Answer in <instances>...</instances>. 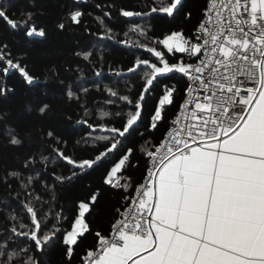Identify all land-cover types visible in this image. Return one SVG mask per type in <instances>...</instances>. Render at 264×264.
I'll list each match as a JSON object with an SVG mask.
<instances>
[{"label": "snow or ice", "instance_id": "1", "mask_svg": "<svg viewBox=\"0 0 264 264\" xmlns=\"http://www.w3.org/2000/svg\"><path fill=\"white\" fill-rule=\"evenodd\" d=\"M148 7V12L119 9L118 14L175 19L184 3L153 0ZM25 15L20 23L28 26L26 34L44 37L43 29L28 24L32 14ZM83 15L72 11L70 21L81 24ZM201 17L191 34L170 29L161 39H152L147 28L135 24L130 31L148 41L138 39L137 44L155 58L138 57L128 67V73H143L140 88L133 92L129 86V94L106 89L124 104L114 112H101V118L113 119L99 125L108 135L94 137L104 141L93 149L99 154L74 158L57 150L62 162L57 166L71 169L70 176L56 177L61 183L106 166L103 183L119 192L122 201L108 232L94 231L88 219L98 191L75 205L66 228L65 215L53 214L51 204L44 211L48 202L22 185L30 198L24 205L26 216L3 238L0 264H41L36 253L59 242L66 264L75 257L79 264H264V0H206ZM0 19L18 27L2 8ZM58 27L64 29L65 24ZM3 48L7 45H0V61L10 55ZM77 55L87 60L92 53ZM6 64L4 72L17 69L33 83L34 77L19 63L6 59ZM157 87L162 92L150 124H145V94ZM181 91L183 100L165 133L159 140L149 139L145 132L150 136L165 121V106H175ZM7 92L0 88V94ZM66 95L79 99L72 90ZM135 138L147 146L141 152L145 176L133 185L128 170L136 167L131 161L134 150L127 142ZM10 142L21 143L15 136ZM42 162L47 163L46 158ZM89 235L94 243L81 251ZM16 237L27 242L12 248L7 241Z\"/></svg>", "mask_w": 264, "mask_h": 264}, {"label": "trees", "instance_id": "2", "mask_svg": "<svg viewBox=\"0 0 264 264\" xmlns=\"http://www.w3.org/2000/svg\"><path fill=\"white\" fill-rule=\"evenodd\" d=\"M152 3L153 0H1L0 8L18 25L13 28L6 20L0 19V45H7L2 50L10 53L6 59L19 63L34 81L29 84L17 69L9 68L4 72L7 64L0 61V88L8 89L7 94H0V244L4 243V237L11 236L10 229L18 227L26 216L24 205L30 198H26L22 185L48 202L43 205L44 211H48L51 204L53 214L65 215L66 228L72 220L75 205L98 191V199L92 205L88 219L94 231L108 232L115 209L122 201L119 192L103 183L106 166L61 183L56 177L70 176L71 169L57 166L62 163L57 150L74 158L99 154L93 149L104 141H97L94 137L108 135L99 125L113 119L111 115L101 118L100 114L114 112L124 104L111 97L106 89L129 94V86L133 92L140 88L143 73L140 69L136 74L128 73V67L138 57L155 58L137 44L138 39L142 43L148 41L130 29L135 24L143 25L152 39L163 38L170 29H182L191 34L202 18L206 0H183L184 8L175 19L156 14L125 18L118 14L119 9L148 12ZM77 10L84 13L81 24L70 21V12ZM189 12L190 19L186 18ZM26 13L32 14L28 24L37 30L43 29L44 37L26 34L28 26L20 23L26 19ZM61 23L65 24L64 29L58 27ZM107 29H111V33ZM78 52H91L92 55L86 60L83 55L78 56ZM178 87L183 89L184 85ZM68 90L75 92L79 99H69ZM161 92L162 88L157 87L155 92L145 94L147 103L142 113L145 124H150ZM108 99L117 100V103L107 104ZM182 100L183 91L176 94L175 106H165V121L150 136L145 132L149 139L159 140L163 136L168 121L174 118ZM44 105L47 108L41 113L40 108ZM49 132L52 136L48 135ZM13 136L21 141L19 145L10 142ZM127 144L134 150L131 161L136 167L129 168L128 175L135 185L145 176V160L141 152L147 145L139 138ZM45 158L47 163L42 162ZM11 173H18V178ZM29 177L33 178L31 182ZM32 203L40 207L36 201ZM11 216H17V221ZM22 242L27 241L22 237L7 241L12 248ZM93 243V236L89 235L80 250ZM36 255L41 264H66L62 242L52 244ZM72 264H79L78 257L72 260Z\"/></svg>", "mask_w": 264, "mask_h": 264}, {"label": "built area", "instance_id": "3", "mask_svg": "<svg viewBox=\"0 0 264 264\" xmlns=\"http://www.w3.org/2000/svg\"><path fill=\"white\" fill-rule=\"evenodd\" d=\"M0 2H1V0H0ZM3 61H5V62H6V59H5V60H3Z\"/></svg>", "mask_w": 264, "mask_h": 264}]
</instances>
